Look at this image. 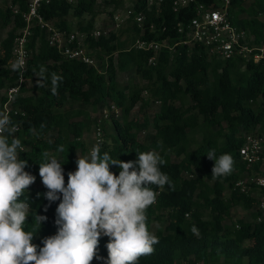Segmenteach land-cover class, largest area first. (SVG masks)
<instances>
[{"label":"trees","instance_id":"16d2710c","mask_svg":"<svg viewBox=\"0 0 264 264\" xmlns=\"http://www.w3.org/2000/svg\"><path fill=\"white\" fill-rule=\"evenodd\" d=\"M154 1L149 7L147 0L135 1L133 9L143 13L144 22L141 28L133 22L126 40H121L122 30L87 41L96 67L65 59L48 46L41 31H33L28 43L32 54L23 78L40 95H24L27 89L22 85L23 95L13 105L24 115L11 116L10 120L12 125L20 126L14 135L23 145L19 155L28 162L25 171L36 177L22 199L28 197L33 218L37 214L46 216L47 220L39 229L29 216L25 227L29 230L35 227L38 231L32 241L37 251L43 247L44 238L57 232L56 208L61 201L45 199L47 189L39 176L38 164L42 162V153L47 151L61 161L66 186L68 173L76 171L77 153L87 152L82 137L89 128L90 117L82 110L71 113L66 109L67 104L103 108L111 103L120 110L121 120L111 118L112 132L105 135L101 151L127 162L137 159L135 151L154 150L166 160L161 171L171 181V186H153L157 199L146 211L148 229L153 233L152 224L156 220L166 218L167 223L153 233L159 238L155 251L140 257L137 264H175L190 258L202 264H264V224L254 222L256 199L234 188L238 180L260 173L261 163L247 168L239 161L238 150L245 135L264 137V64L244 63L239 58L222 61L209 56L203 46L183 44L185 38L178 33L177 24H185L194 16L197 3L208 6L215 0H192L178 13L172 10L174 0ZM26 2L9 0L8 6L0 7V25L10 27L0 42V91L14 85L19 76V70L12 67L11 49L22 23L19 15H13V9L25 11ZM123 3L124 0H104L113 10L121 9ZM263 11L264 0H231L228 16L233 25L251 33L254 44L264 45V26L256 18ZM39 13L44 20L69 31V14L78 19L85 15L93 18L97 4L96 0L76 5L66 0H50ZM77 30H93L92 21L84 26L79 23ZM137 40L165 42L155 66L148 64L152 51L132 47ZM130 71L145 82L144 87L119 84L117 75ZM53 74L61 78L55 94ZM143 92L152 102H158L159 108L150 119H130L133 109L143 110L148 106ZM4 102L2 96L0 107ZM75 117L81 120H74ZM149 127L154 136L145 144L139 135ZM198 133L200 139L196 137ZM60 146L63 152L58 151ZM210 149L215 150L217 157L231 154L234 161L231 174L211 176L214 161L206 157ZM110 171L118 175L120 169L110 165ZM236 207L247 211L249 219L229 224ZM193 226L199 230L198 237L191 232ZM108 242L106 236L99 239L97 257L100 258L91 262L107 260Z\"/></svg>","mask_w":264,"mask_h":264},{"label":"clouds","instance_id":"9594fccd","mask_svg":"<svg viewBox=\"0 0 264 264\" xmlns=\"http://www.w3.org/2000/svg\"><path fill=\"white\" fill-rule=\"evenodd\" d=\"M19 67L21 63L13 65L14 70ZM60 80L52 75L53 94ZM14 133L10 117L0 113V264H91L100 258L102 236L109 238L106 264H137L140 257L155 251L159 238L148 229L146 211L156 203L153 186H171L169 176L161 171L166 160L156 151H135L137 159L125 162L102 152L99 141L88 155L78 156L66 186L61 161L44 151L38 163L47 189L44 196L49 202H61L56 208L57 232L44 238L37 251L32 241L38 231L26 229V221L31 216V223L40 229L47 217L35 214L33 218L28 197L22 199L36 177L25 171L28 162L20 159L23 145ZM58 151L63 152V146ZM206 157L214 161L213 178L231 174V154L217 157L210 149ZM110 165L119 167L118 175L110 171ZM191 232L200 235L196 226Z\"/></svg>","mask_w":264,"mask_h":264},{"label":"built area","instance_id":"2783aa9c","mask_svg":"<svg viewBox=\"0 0 264 264\" xmlns=\"http://www.w3.org/2000/svg\"><path fill=\"white\" fill-rule=\"evenodd\" d=\"M81 1L91 0H66L70 5H76ZM191 1L174 0L172 5L173 12L178 13L180 10L188 7ZM49 2L50 0H27L25 11H19L17 8L13 9V15H19L22 26L16 32L12 44V67L17 63H21V67L17 68L19 70V76L14 85L5 88V102L0 107V113L7 114L10 118L11 116L24 115L20 108L13 105V102L18 96L23 95L21 94V87L25 82L23 74L26 71L28 61L32 54V50L28 48V43L34 30L38 29L41 31L48 46L55 48L65 59L75 60L92 67L97 66L95 57L88 50L87 41L90 38L96 40L103 34L98 30L80 31L70 29L66 31L58 28L51 21L44 20L39 12L42 5H47ZM230 2L231 0H215L214 4L208 6L197 3L194 7V16L187 23H178L176 26L178 33L184 35L185 39L183 44H198L203 46L209 56L222 61L239 58L244 63L252 61L254 63L261 62L264 64V45L254 44V38L247 29L231 23L228 16ZM153 4H155L154 0H147L148 7ZM256 18L264 26V11L259 12ZM128 20H132V22L141 28L144 22V15L142 12L136 13L133 7L124 9V12L118 11L113 17L115 30ZM164 44L165 42L157 43L154 41L137 40L132 47L137 50L152 51L153 55L148 59V64L155 66L159 50ZM109 108L112 113H119L118 108L113 104ZM101 113L93 127L95 144L99 141L103 142V127L105 121L109 118L108 108L102 109ZM12 126L15 127V133H17L20 126ZM263 153L264 137L258 134H247L244 136L243 143L238 150V159L247 168H250L255 164L261 163L262 165L264 163ZM251 184L255 186L256 190H253ZM234 188L240 193L250 195L256 199L255 208L257 216L254 222L264 224L263 173H252L248 178L238 180L234 184ZM238 227L236 225V228ZM91 264H106V260L94 261ZM175 264L202 263L190 258L186 261L176 262Z\"/></svg>","mask_w":264,"mask_h":264},{"label":"rangeland","instance_id":"374dc122","mask_svg":"<svg viewBox=\"0 0 264 264\" xmlns=\"http://www.w3.org/2000/svg\"><path fill=\"white\" fill-rule=\"evenodd\" d=\"M135 1L136 0H124L123 6L121 7V9L113 10L110 6H107L104 4V0H98L96 3L97 13L95 14L93 18H91L88 15H85L84 17L78 19V18H74L72 14H69V16L67 17V22L70 24L71 29L77 30L79 23L84 26L88 22L92 21L93 30H98L104 36H106L110 31L118 33L119 31L123 30V34L120 36L121 40L123 41V40H126V38H128V36L130 35L131 33L130 28L132 27L133 22L132 20H128L124 22L118 29L115 30L113 17L118 11L124 12V9L133 7ZM8 5H9V0H0V7H6ZM9 30H10V27L3 28L0 25V42L5 38ZM93 54L97 56L96 51H93ZM117 77H118L117 79L120 85H126L129 83H133V84L138 85V87L140 88L145 86V82L131 71L126 72V73H119ZM23 84H24V87L27 89V92L24 93V95L26 96H39L40 95L31 90V84L29 81L25 80ZM4 95H5V89L0 91V98ZM142 96L145 100L148 99L147 101L148 106L145 107V109L143 110L142 109L140 110V108L138 107L133 109V111L130 113V116H129L130 119L140 120L141 118H144V117L150 119L152 118L153 114L158 110L159 104L152 102L149 99V96L147 93L143 92ZM110 106H111V103L105 104L103 108L101 107L92 108L91 106H83L80 104H73V103L67 104L66 109L70 110L71 113H76L78 110H82L88 113L90 117L89 128L88 130L85 131L82 137V141L86 146L87 152L84 154H81L78 152L77 156L82 157V156L88 155L89 150L95 145V139H94V134H93L94 121L100 117V115L102 114L101 113L102 109L108 108L109 110V113H108L109 118L107 119V121H105V124H104V140H105V135L112 132L111 122H110L111 118H114L118 121L121 120L120 110L118 109L119 110L118 114L117 113L114 114L110 111V108H109ZM73 119L81 120V117H75ZM153 136H154V133L151 127H149L140 133L139 139L145 144H148L153 139ZM196 137L200 139L201 134L198 133ZM259 172L264 173V163L260 166ZM226 195H228V191H226ZM238 219H247V220L249 219L248 212L245 211L242 207H236L235 209L232 210L229 224L234 223V221ZM166 223H167L166 218L154 221L152 224V232L154 233L155 230L159 227H164Z\"/></svg>","mask_w":264,"mask_h":264}]
</instances>
